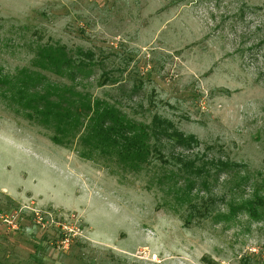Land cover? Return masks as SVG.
<instances>
[{
    "label": "rangeland",
    "instance_id": "rangeland-1",
    "mask_svg": "<svg viewBox=\"0 0 264 264\" xmlns=\"http://www.w3.org/2000/svg\"><path fill=\"white\" fill-rule=\"evenodd\" d=\"M46 43L93 54L91 99L234 166L187 189L172 143L137 165L56 144L0 85V264H264V204L239 209L264 197V0H0V79Z\"/></svg>",
    "mask_w": 264,
    "mask_h": 264
},
{
    "label": "trees",
    "instance_id": "trees-1",
    "mask_svg": "<svg viewBox=\"0 0 264 264\" xmlns=\"http://www.w3.org/2000/svg\"><path fill=\"white\" fill-rule=\"evenodd\" d=\"M94 66L91 52L79 48L71 52L63 44L46 43L37 46L32 68L22 69L7 82L0 79V85L7 86L3 93L18 110L54 131L51 140L56 144L66 145L80 134L79 139L89 148L112 151L128 164L137 165L153 154L164 163L163 148L172 143L181 148L175 165L187 189L197 181L208 189L212 177L231 171L234 166L231 162L206 156L189 157L188 150L196 143L193 136H185L168 119L154 114L150 123L136 122L115 101L91 99L87 92L78 90L77 86L89 77ZM45 71L71 83L51 82ZM109 80L105 74L99 85ZM253 193L252 202L239 208L250 215H255L254 208L264 204V197Z\"/></svg>",
    "mask_w": 264,
    "mask_h": 264
},
{
    "label": "built area",
    "instance_id": "built-area-1",
    "mask_svg": "<svg viewBox=\"0 0 264 264\" xmlns=\"http://www.w3.org/2000/svg\"><path fill=\"white\" fill-rule=\"evenodd\" d=\"M6 222H10V220H7V219H4ZM62 240H61V245L63 246V247H67L68 246V239L64 236L63 238H61Z\"/></svg>",
    "mask_w": 264,
    "mask_h": 264
}]
</instances>
